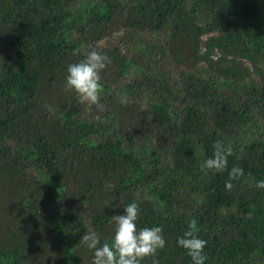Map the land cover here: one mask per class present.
<instances>
[{
	"label": "trees",
	"instance_id": "trees-1",
	"mask_svg": "<svg viewBox=\"0 0 264 264\" xmlns=\"http://www.w3.org/2000/svg\"><path fill=\"white\" fill-rule=\"evenodd\" d=\"M93 49L108 57L98 105L65 86ZM216 142L225 168L202 169ZM258 180L256 0H0V264H92L80 237L110 243L131 202L165 240L141 264H192L176 243L192 219L204 264H264Z\"/></svg>",
	"mask_w": 264,
	"mask_h": 264
},
{
	"label": "clouds",
	"instance_id": "clouds-1",
	"mask_svg": "<svg viewBox=\"0 0 264 264\" xmlns=\"http://www.w3.org/2000/svg\"><path fill=\"white\" fill-rule=\"evenodd\" d=\"M108 57L96 50L88 51L82 60L70 63L66 68L65 86L74 91L80 102L98 105L99 93L102 89L100 71L105 68ZM99 119V117H97ZM231 147L216 142L213 155L201 164L202 169L222 171L227 163V156L231 154ZM242 169L233 167L229 175H239ZM229 181L225 188L231 189ZM257 188H264V180L256 181ZM138 205L131 202L124 206L123 214L112 215L114 225L109 242H101L96 231L82 234L80 242L91 251L92 264H141L145 257L154 255L156 250L162 248L165 240L159 225L151 227H137ZM197 221L192 219L188 229L178 237L176 243L185 249L192 264H204V246L206 240L201 239Z\"/></svg>",
	"mask_w": 264,
	"mask_h": 264
},
{
	"label": "rangeland",
	"instance_id": "rangeland-1",
	"mask_svg": "<svg viewBox=\"0 0 264 264\" xmlns=\"http://www.w3.org/2000/svg\"><path fill=\"white\" fill-rule=\"evenodd\" d=\"M258 3H259V7H260V14L262 16H264V0H256ZM204 38V36H202ZM201 50H204L203 49V46L201 45L200 46Z\"/></svg>",
	"mask_w": 264,
	"mask_h": 264
}]
</instances>
